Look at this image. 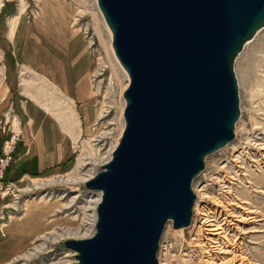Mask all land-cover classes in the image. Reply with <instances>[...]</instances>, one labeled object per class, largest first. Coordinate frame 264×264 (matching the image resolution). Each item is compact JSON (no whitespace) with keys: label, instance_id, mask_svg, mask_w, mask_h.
<instances>
[{"label":"rangeland","instance_id":"rangeland-1","mask_svg":"<svg viewBox=\"0 0 264 264\" xmlns=\"http://www.w3.org/2000/svg\"><path fill=\"white\" fill-rule=\"evenodd\" d=\"M105 25L96 0H0V107L7 76L18 75L20 82L29 71L35 72L21 61L30 54H39L43 73L53 70L56 76L61 71L70 75L67 55H80L84 60L80 65L88 69L86 92L78 95V111L85 113L83 131L73 158L63 167L8 181L7 172L24 134L11 109L2 115L0 127L7 139L0 158L12 138L18 135V139L3 180L12 188L0 195V264H74L76 253L65 248L64 242L95 234L90 207L98 192L86 190L80 178L95 177L111 159L110 151L123 132V92L129 84L116 62ZM248 42L234 63L240 108L234 140L205 158L204 170L192 182L191 225L174 230L170 222L166 224L157 264H222L210 262L212 254L228 261L237 258L246 264H264L263 27ZM58 92L71 99L64 89ZM13 94L18 101L19 89H13ZM79 159L87 163L84 170L75 168ZM202 209L223 225V241L230 253L220 255L200 244L208 238Z\"/></svg>","mask_w":264,"mask_h":264},{"label":"water","instance_id":"water-1","mask_svg":"<svg viewBox=\"0 0 264 264\" xmlns=\"http://www.w3.org/2000/svg\"><path fill=\"white\" fill-rule=\"evenodd\" d=\"M129 78L124 129L85 183L101 193L95 234L67 240L74 264H157L168 222L191 225L193 180L234 140V63L264 27V0H96Z\"/></svg>","mask_w":264,"mask_h":264},{"label":"crops","instance_id":"crops-1","mask_svg":"<svg viewBox=\"0 0 264 264\" xmlns=\"http://www.w3.org/2000/svg\"><path fill=\"white\" fill-rule=\"evenodd\" d=\"M22 43L24 38L21 39ZM23 56L19 54V57ZM82 60L80 55H67L71 74L61 71L56 76L53 70L43 73L39 54H30L21 61H25L35 72L30 74L29 71V75L24 76L26 70H22L24 79L20 82L18 75L7 76L0 120L3 113L11 109L24 134V138L17 144L15 161L7 172L8 181L40 176L63 167L73 158L75 143L82 134L85 121L84 111H78V95L86 92L88 74V69L80 65ZM62 67L65 66L62 64ZM15 88L19 89L20 94L16 102L13 94ZM57 89H64L72 100L64 97ZM65 98L69 102L64 101ZM6 139L7 133L0 127V155Z\"/></svg>","mask_w":264,"mask_h":264},{"label":"bare ground","instance_id":"bare-ground-1","mask_svg":"<svg viewBox=\"0 0 264 264\" xmlns=\"http://www.w3.org/2000/svg\"><path fill=\"white\" fill-rule=\"evenodd\" d=\"M104 19V18H103ZM105 21V20H104ZM106 23V22H105ZM106 26V29L108 30V33H109V38H110V45H111V41H112V35H111V32H110V30H109V28H108V26H107V24L105 25ZM263 29H264V27H263ZM248 43L249 42H247L246 44H245V46L246 45H248ZM111 47H112V45H111ZM116 57V56H115ZM116 62H117V64H118V66H119V68L121 69V71L123 72V74L128 78V75H127V73L125 72V70L122 68V66L119 64V62H118V60L116 59ZM124 106H125V103L123 104V107H122V116H123V110H124ZM122 123V131H123V129H124V122L122 121L121 122ZM112 152H113V150L112 151H110V154H109V156H111L112 155ZM110 158V157H109ZM87 165V163L83 160V159H79L78 161H77V164H76V166H75V168L77 169V168H81V169H83L85 166ZM86 168V167H85ZM84 170V169H83ZM93 177L91 176V177H82V178H80V180L82 181V182H84V183H86L87 181H89V180H91ZM79 179H77L76 181H78ZM100 200H101V193L100 192H98V194H96V198L93 200V199H91V204H93L92 205V207H90L91 208V211H92V216H91V223H90V225H91V228H93V227H95V223H96V219H97V215H96V207H97V205L99 204V202H100ZM243 203H245V202H243ZM247 203V202H246ZM234 204V203H233ZM232 204V205H233ZM242 204V203H241ZM242 206H243V204H242ZM246 206V205H245ZM246 208V207H245ZM248 208V207H247ZM250 209V208H249ZM248 210V209H247ZM252 211V210H251ZM250 212V211H249ZM254 212H256V211H252L251 213H254ZM251 213H250V215H251ZM201 215L202 216H204V220H203V224H204V227H206V232L208 231V238H206L207 240L206 241H202L200 244H203L204 246H206V248H208V250L209 251H213V250H217L219 253H220V255H226L227 253H230V250L231 249H229V246L227 245V243H225L224 241H223V234H224V228L221 226V225H218L213 219H211V217H210V215H209V213H208V211L206 210V209H202L201 210ZM214 218V217H213ZM252 218V217H251ZM255 218V217H254ZM227 222L229 221L228 219H225ZM225 221V222H226ZM230 222H231V220H230ZM202 226V225H201ZM202 230H203V228H202ZM201 230V231H202ZM200 231V230H199ZM256 231V230H255ZM199 233V232H198ZM201 233V232H200ZM206 236V237H207ZM225 236V235H224ZM205 237V236H204ZM199 240H200V237H199ZM226 240V239H225ZM228 242V241H227ZM213 255V254H212ZM211 255V257L209 258V261L210 262H215V261H217L218 260V262H221L222 264L224 263V264H235V263H237V264H246V262H244V260L242 259V260H240V261H238L237 260V258H233L231 261L229 260H226V257L225 256H212ZM238 257V256H237ZM250 262V261H249ZM247 264H249V263H247Z\"/></svg>","mask_w":264,"mask_h":264},{"label":"built area","instance_id":"built-area-1","mask_svg":"<svg viewBox=\"0 0 264 264\" xmlns=\"http://www.w3.org/2000/svg\"><path fill=\"white\" fill-rule=\"evenodd\" d=\"M17 139H18V135H15L12 138L11 144H9L7 147L5 156L0 158V195L4 192L8 193L9 191H11L12 188L10 185L4 184L3 180H4L5 171L9 167L12 161L11 153L13 151V144L17 141Z\"/></svg>","mask_w":264,"mask_h":264}]
</instances>
